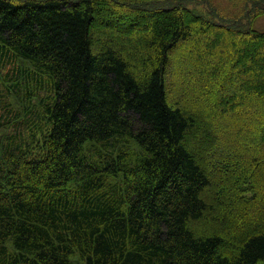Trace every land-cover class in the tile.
Returning <instances> with one entry per match:
<instances>
[{
  "label": "trees",
  "instance_id": "obj_1",
  "mask_svg": "<svg viewBox=\"0 0 264 264\" xmlns=\"http://www.w3.org/2000/svg\"><path fill=\"white\" fill-rule=\"evenodd\" d=\"M227 2L0 0V264H264V0Z\"/></svg>",
  "mask_w": 264,
  "mask_h": 264
},
{
  "label": "rangeland",
  "instance_id": "obj_2",
  "mask_svg": "<svg viewBox=\"0 0 264 264\" xmlns=\"http://www.w3.org/2000/svg\"><path fill=\"white\" fill-rule=\"evenodd\" d=\"M214 4L215 7L218 11L222 12L223 14L227 15V16H235L236 14H238L239 10L242 8V6H237L234 7L231 3H228L227 0H214ZM193 5L197 8L198 11L200 12H204L207 13L209 11L208 5L204 4H196L195 2L193 3ZM253 27L255 29H258L260 31H264V15L260 16L259 18L253 20ZM22 64V63H21ZM20 66V65H19ZM10 67H7L6 69L3 70L2 74H4V76L6 77L5 80L7 78H12L14 75L15 77L18 76L20 69H16L18 68L17 65L14 69V72L12 70L9 69ZM7 73V76H6ZM6 84L9 86L10 84H12V82L6 80L5 81ZM11 86V85H10ZM35 94V93H34ZM37 95V94H36ZM32 99V104L34 105V109H37V106L40 104V101H42V98H44L43 94H39L38 97H36L35 95H31ZM8 102H12L14 104V106L16 107V103L14 100H9ZM6 107V109L8 108L7 106H4V108ZM25 105H21V107L18 109L16 108V111L22 115L24 114V109H25ZM8 110V109H7ZM17 112H13L12 117L14 118V116L17 114ZM0 114H2V111L0 112ZM46 126V125H45ZM2 128V127H1ZM14 128V127H13ZM16 133V130H15ZM12 133V134H15ZM31 139H29L30 141ZM35 141V139H34ZM32 143V142H31ZM30 143V144H31ZM29 144V145H30ZM31 149H35V147H31Z\"/></svg>",
  "mask_w": 264,
  "mask_h": 264
}]
</instances>
